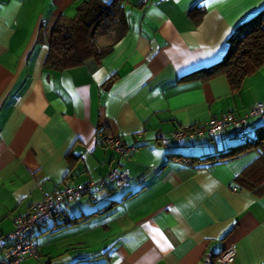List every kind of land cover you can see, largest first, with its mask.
I'll return each instance as SVG.
<instances>
[{
	"label": "crops",
	"instance_id": "crops-1",
	"mask_svg": "<svg viewBox=\"0 0 264 264\" xmlns=\"http://www.w3.org/2000/svg\"><path fill=\"white\" fill-rule=\"evenodd\" d=\"M83 1L0 0V236L45 193L117 166L126 182L37 226L38 256L21 264H202L229 247V264H264V156L184 162L240 143L231 127L171 139L212 115L264 106V63L235 91L223 74H197L223 57L264 0H126L127 31L106 55L46 68L50 27ZM263 123L251 117L242 130L254 135ZM99 130L136 149L117 156Z\"/></svg>",
	"mask_w": 264,
	"mask_h": 264
},
{
	"label": "trees",
	"instance_id": "trees-1",
	"mask_svg": "<svg viewBox=\"0 0 264 264\" xmlns=\"http://www.w3.org/2000/svg\"><path fill=\"white\" fill-rule=\"evenodd\" d=\"M125 1L86 0L77 6L73 17L59 16L49 29L48 52L44 66L60 70L80 65L90 57L101 58L106 55L112 45L127 31ZM100 37L106 38L108 45L100 47ZM263 63L264 8L236 27L229 39L228 48L219 61L198 70L197 74H203L201 77L204 79L223 74L231 89L235 91L239 89L242 80ZM237 132L241 142L236 145L213 154L182 156V159L186 163L196 165L233 159L252 150H259L260 156H264V123L255 128L254 135L243 130ZM98 134L102 140L106 139L102 131L99 130ZM242 134L245 135L244 138ZM78 219L79 217L71 220L76 222Z\"/></svg>",
	"mask_w": 264,
	"mask_h": 264
},
{
	"label": "built area",
	"instance_id": "built-area-1",
	"mask_svg": "<svg viewBox=\"0 0 264 264\" xmlns=\"http://www.w3.org/2000/svg\"><path fill=\"white\" fill-rule=\"evenodd\" d=\"M145 2L146 0H141ZM258 117L264 120V106L256 103L242 116L231 112L221 115H212L205 122L197 125L180 127L171 134V139L182 144L199 138H212L222 133L227 128L241 131L248 118ZM157 137L163 142L168 140L163 134ZM245 135L242 134V138ZM104 143L119 157H129L136 149L135 144H125L120 139L107 138ZM128 179V173L117 166L112 167L104 176L97 180L88 181L78 185L66 186L63 189L45 193L41 200L34 203L26 215H17L13 218V228L3 236H0V264H21L26 258L38 256V245L35 240V229L44 223L49 217L59 214L67 204L84 195L93 197L108 184L120 186ZM236 255L233 247L224 249L212 258L206 254L202 264H229Z\"/></svg>",
	"mask_w": 264,
	"mask_h": 264
}]
</instances>
